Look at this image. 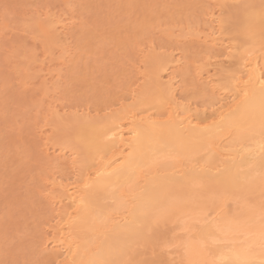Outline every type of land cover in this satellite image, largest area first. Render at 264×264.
<instances>
[{"label": "bare ground", "instance_id": "obj_1", "mask_svg": "<svg viewBox=\"0 0 264 264\" xmlns=\"http://www.w3.org/2000/svg\"><path fill=\"white\" fill-rule=\"evenodd\" d=\"M238 1L240 33L236 23L234 31L240 44L224 37L222 3L219 12L208 11L207 23L195 35L207 43L204 67L209 68L194 66L193 75L203 92L221 95L202 111L189 100L182 103L181 92L178 101L177 76L159 82V71L176 68L181 59L163 50L142 53L150 80L139 93L133 87L130 105L103 118L71 115L70 134L59 152L67 151L66 164L78 173L71 182L62 173L53 176L46 193L54 216L41 249L54 264H171L155 252L166 220L194 231L176 237L182 263L264 264V0ZM217 44L222 52H210ZM60 130L64 135L66 127ZM255 192L260 201L249 206L246 195ZM229 198L239 200V213H221ZM104 199L112 203L106 206ZM216 223L230 225L227 235L216 232ZM212 235L223 243H213Z\"/></svg>", "mask_w": 264, "mask_h": 264}, {"label": "rangeland", "instance_id": "obj_2", "mask_svg": "<svg viewBox=\"0 0 264 264\" xmlns=\"http://www.w3.org/2000/svg\"><path fill=\"white\" fill-rule=\"evenodd\" d=\"M128 1L0 0V261L54 264L41 249L43 239L50 236L44 230L54 216V206L46 193L53 176L62 173L69 177L66 182H71L78 173L66 164L67 151L59 152L70 134V120L84 114L103 118L126 107V103L130 105L135 97L130 95L133 87L139 93L141 85L150 80L145 77L148 71L141 55L164 50L181 58L176 68L159 71V82L177 76L174 85L182 90L177 91V99L184 97V104L189 100L187 104L196 105L198 112L219 95L216 91L218 95L203 92L194 77V66L204 67L208 61L204 56L207 43L195 35L207 23L208 11L219 12L222 3L224 37L240 44L237 8H242V1ZM4 5L10 6L7 24ZM222 46L217 44L210 52L219 54ZM225 65L222 68L233 67ZM209 70L211 73L212 68ZM143 110L140 107L139 112ZM62 126L68 135H63ZM258 196L257 192L247 194L248 205L259 202ZM102 202L106 206L112 203L109 199ZM223 203L221 213L232 215L241 210L238 199L229 198ZM111 215L117 213L112 210ZM159 227L165 234L156 243V254L163 252L159 255L168 256L171 264H186L178 258L182 245L176 239L193 235L194 231L179 229L176 222L167 220Z\"/></svg>", "mask_w": 264, "mask_h": 264}, {"label": "snow or ice", "instance_id": "obj_3", "mask_svg": "<svg viewBox=\"0 0 264 264\" xmlns=\"http://www.w3.org/2000/svg\"><path fill=\"white\" fill-rule=\"evenodd\" d=\"M9 7H10L9 5H4V8H5V12H4L5 24H7L8 20H9V14L7 11V9ZM5 33H7V28H5ZM262 133H264V128H262ZM208 215L210 217H212V211L211 210H209ZM212 219H213V222H216L218 218L212 217ZM229 229H230V225L224 226V225H221L219 223H216V232L217 233H222L224 235H227V231ZM261 237L264 238V212H262V215H261ZM210 239L212 240L213 243H220L221 242L215 235L210 236ZM0 264H13V262H11V261H0ZM212 264H215V262H212Z\"/></svg>", "mask_w": 264, "mask_h": 264}]
</instances>
